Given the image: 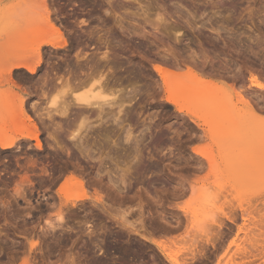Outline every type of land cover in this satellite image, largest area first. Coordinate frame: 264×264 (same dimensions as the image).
<instances>
[{"label": "rangeland", "instance_id": "obj_1", "mask_svg": "<svg viewBox=\"0 0 264 264\" xmlns=\"http://www.w3.org/2000/svg\"><path fill=\"white\" fill-rule=\"evenodd\" d=\"M75 1L53 0L45 7L64 24L68 46L81 44L87 52L96 43L86 34L109 30L113 58L118 55L121 76L133 85L124 82L127 100L120 110L105 106L113 114L121 111L115 123L108 120L99 129L91 122L90 132H111L102 135L110 143L101 137L98 144L88 131L86 140L96 142L89 146L84 140L81 148L88 147L82 150L91 147L86 153L72 144L77 141L54 151L42 129L39 137L50 145L42 143V151L33 148L34 141L27 148L20 132L7 133L14 146L0 149V264H169L152 240L168 242V251H179V262L187 264H226L229 258L238 264L249 254H264V90L249 83L264 86V0ZM29 11L26 0H0V91L8 89L6 66L39 43L42 30L52 31L42 23V11ZM40 17L43 26L36 23ZM49 50L41 47L43 59L64 52ZM39 67L34 78L45 64ZM154 67L171 73L165 79L174 77V87L190 73L194 86L201 82L204 90L213 83L223 91L218 98L211 92L213 106L206 103L210 98L199 103L178 95L185 107L178 110L166 101ZM11 75L18 86L13 92L25 98L31 75L24 69ZM72 175L84 187L66 184ZM108 191L124 197L112 199L116 195ZM95 194L110 217L93 210L98 219L87 220L93 213L85 209ZM60 213L68 216L61 223ZM216 225L223 226L221 237L210 230ZM200 248L207 263L190 260Z\"/></svg>", "mask_w": 264, "mask_h": 264}, {"label": "bare ground", "instance_id": "obj_2", "mask_svg": "<svg viewBox=\"0 0 264 264\" xmlns=\"http://www.w3.org/2000/svg\"><path fill=\"white\" fill-rule=\"evenodd\" d=\"M48 1L53 2V0H26V11L27 10L29 11V9H30V11H32V10L33 11H35V10L36 11H42V15H43V17L41 16L42 17V23H44V26L47 28V30L49 29L52 31H49V33L48 32L45 33L44 30H42L43 33L39 32L41 34L39 36H37L36 39L38 37H42V36H43V38L45 37L46 39L43 40V38H42L40 40V42L38 41L39 43L35 44L34 47H32L30 50H28L26 52V55L24 54L23 56L15 57V59H13V62H11V64L6 66V68L2 71V74L6 75V79L4 82L8 86V89L6 88V90L0 91V123L1 122H8L11 127L10 128L6 127V128L1 129L2 127L0 126V149L1 150L11 149L14 146L13 139H10V137L7 135V133L9 131L14 132V133L20 132L19 136H21V138L23 140H26L27 148H28V146H30L27 141H34L33 148L37 151H42V148H44L43 144H42L44 142H42V139H40V137H39L40 133L42 134V130L45 133L44 134L45 138L48 141H51V146L48 145L49 144L48 142H47L48 144H46V142L44 144L50 146L54 151L60 150L62 148V146L63 147L68 146L69 144L68 145L64 144L65 141H72V142L77 141V144L76 143L75 144L72 143V144L75 145L76 147L79 146L77 149L82 150L85 147L84 146L81 148V146H83V144H84V140L87 141L86 139H88L85 137L89 136L90 133H91V135H90L91 137L93 134H95L94 138L97 137L95 140H97L99 137V142L97 141V143L99 144L100 138L103 137L102 135L110 134V136H112L111 132L109 133V131H108V133H106V130H105L106 128L104 127V129L102 130V134L100 133L101 131L95 132V130L92 131L93 132L92 133L89 131L91 129L90 127L92 125L91 122L93 120H94V122H98V125H99L98 128L99 129H100V125H101V127L105 126L106 125L105 123H107L108 120L109 121L113 120L115 123L116 122L115 114L119 115L121 113V111H119L122 108V107H120L121 106L120 104H121V101L123 103V100H124L123 98H126L124 90H125V88H128V87L124 84V82L126 84H128L129 87L131 85H133L132 83L129 84L131 79L128 81L126 78L127 76L126 77L121 76L122 75L121 73L123 71L122 66H121V62L116 61V59H115V57H118V55L113 58L112 50H111V48H109V40H108L109 35L108 34H110L112 32L109 33V30H106V32L103 31V32H105L104 34L98 35V32L97 31H96V33L93 32L94 31L93 29H92V32H90L91 29H90V31L88 30L90 32L89 35L87 32H86L87 34L85 33L87 35L88 39L89 38L92 39V37H93L94 43H96V45H94L93 47L91 46V48L89 49L90 51L92 50L91 53L90 52L88 53V51H89L88 49H87L88 51L85 52L84 51L85 49H83L81 44H77V46L80 45L82 48H79L80 46L76 47V45H75V47H71V46L69 47L68 46L69 42L66 41V39H69V38H67L68 36L66 37L67 34H64V30H63L64 24L60 25L59 23H57V21L59 19L58 20H57V18L55 19L54 11L51 12L48 8H47L48 11L45 10L46 9L45 7H47ZM79 2H81V1H79ZM84 2H83V4H84ZM85 3H87V2H85ZM30 11H29V13H30ZM43 11L45 14H43ZM48 12H50V15ZM41 17L37 18V19L40 20ZM163 21L164 20L162 19V22ZM38 22H40L39 23V25H40L41 20L37 21L36 23H38ZM73 23H75V22H73ZM79 24H81V22ZM79 24H77V25L79 26ZM85 24H86V22L83 21L82 25H85ZM41 25L43 26V24H41ZM45 27H43L42 29L46 30ZM65 27H66V25H65ZM71 27H73V26H71ZM68 33H69V31H68ZM83 34H84V32H83ZM83 34L81 33V35H83ZM26 35L29 36L30 34L28 33ZM71 35L72 34H70V36ZM78 35H80V33L77 34L76 37H79ZM28 36H27V38H28ZM48 37H52L55 40L56 39H58V40H56L57 42L54 39L53 40L52 39L47 40ZM74 37H75V35H74ZM74 37H71V38H73V41H75ZM32 38H30V39H32ZM109 39H110V36H109ZM114 39H115V37H114ZM71 40L72 39H70V41ZM34 41H37V40H34ZM86 41H83V42H86ZM90 41H87V43L88 42L90 43ZM86 44L84 43L85 46H86ZM42 46H45V47L49 46L50 49H52L51 51L49 50V52H52L55 50L56 51L57 50H63L64 52H63V54H58L56 51H55L56 53H54V54L48 53L49 55L46 58H44L45 59L44 60L43 59L44 56L41 52ZM66 46L68 47V49L71 48L72 49L71 51L74 52L73 60H72V58H70L72 52L67 51L66 50L67 48L65 49ZM89 46H90V44H89ZM27 55H31V58H30L31 60L27 57ZM119 59L120 58H118V60ZM58 62H59V64H58ZM42 63L45 64V67L42 68L43 71L38 76V78H34L33 75L36 74V72H38V66L41 67ZM20 69H24L27 72V74L31 75V76H29V78H27L28 76L26 77L28 80L27 81L28 83L26 82L28 85L26 87V92H27V95L25 97L26 99L21 97L19 94H16L15 92H13V88H18V86L16 85V81H15L16 79H13L11 73L13 70H20ZM154 71L157 74H159V76L161 77L162 86L165 89V91L167 92L166 101L170 105H172L173 107L177 108L178 110L185 108L179 104L178 99H177L178 95L179 96L182 95L181 98L183 97L184 100H185V98H188V96H190L189 98H192V100H194V102H199V103H200V101L206 102V100L208 101V99L210 98L211 101L209 100L210 102H206L210 106H213L215 104L214 101H216V98H218V94H219L218 91L220 88L217 89L215 87L216 86L215 84L213 86L212 85L213 83H211V85L208 83L206 85H209V86H208V88L206 87L207 90L204 89L205 90V92H204V90H202L203 89L202 87L204 85L201 82L198 83V86H194L195 83H197V80H195V83H193L194 80H192V79H196V78H194V75L192 77L189 76L191 78L190 80H192V82H189V80H187L188 74H190V73H188L186 75L187 76V77H185L186 80H185V78H180L187 83L182 82V81L180 83L179 79L177 78L178 83L176 82L177 85L174 87L176 79H174L173 76H175V75L172 76L174 81L170 82L167 79H169L168 76H170L169 74H171V73L164 71L160 67H154ZM165 77L167 79H165ZM179 77H183V76H179ZM1 81H3V78L1 79ZM188 83H193V85L188 84ZM249 83H250L251 88L264 90V86H262L260 84H257L253 81H249ZM170 84L173 86H171ZM184 85L190 86L189 89H191V90H188V89L186 90V88H188V87H185ZM200 85H202V86H200ZM199 86H200V88H199ZM209 87H211V88H209ZM217 87H219V86H217ZM171 88L173 89L172 91H171ZM208 89H211V90H208ZM132 91L134 92V88ZM182 91L184 94L182 93ZM200 91H202L201 96H198ZM206 91H208L209 94H207ZM222 91H223V89H222ZM211 92L215 93L216 98L214 97L213 93L211 94ZM187 93H189V94H187ZM185 94H187V95H185ZM249 97H250V94H249ZM25 100H26V106H25L26 109L24 107ZM126 100H124V102ZM179 101H180V99H179ZM28 102H30V103L28 104ZM240 102H242V101H240ZM43 105H45V106L43 107ZM114 105L116 107H120L119 110L117 109L118 113L113 114V112H111L112 110L110 112H109V110L107 111V108L105 106H108V108H109V106L110 107L112 106L114 108ZM122 106H123V104H122ZM104 109H106V111ZM92 116H93V119H92ZM117 120H118V118H117ZM263 120L264 119H262V121ZM113 121H111V122H113ZM262 121H260V123ZM24 122L28 123V125H25ZM74 123H76L75 128H73ZM210 123H211V121H210ZM108 128H107V130H108ZM40 129H42V130H40ZM98 130H96V131H98ZM88 131L90 132L89 134H88ZM90 136H89V138H90ZM110 136L107 137L108 140L110 139ZM94 138H93V140H94ZM107 138L103 137L102 139H103V141L108 143L109 142L108 140H104ZM127 139H128V137H127ZM91 140H92V138H91ZM95 140L92 141L94 143L87 141L88 145L91 146L93 144L95 146V142H96ZM105 142H103V145L105 144ZM97 143H96V145H98ZM84 145H86V142ZM88 145L85 148H87ZM90 149H91V147L89 149H85V151L86 150L88 151ZM100 149H101V147H100ZM102 149H104V148H102ZM135 149H136V147H135ZM83 151L84 150H82V152ZM85 151H84V153H86ZM136 151H137V149H136ZM58 154H60V153H58ZM44 172H46V171H44ZM95 174H97V172ZM66 181H67L66 184L70 183L69 184L70 186L74 185L72 187H75V185H76L78 188L81 189V187L83 186V183L81 182V180H79V178L77 179L74 176L73 177L70 176V178ZM110 191H108V193H113V191L112 192H110ZM113 194H115V192ZM98 195L95 194V195H93V198L92 197L89 198V200H90L89 205L90 206L88 209H85V210H88L89 214H91L95 210H97V211H100L101 213L102 212L106 213V216L108 215L110 217V215L108 214L107 208L105 207V203L103 201L102 196H100V195L98 196ZM115 195L116 196H111V198L113 199V197H114L115 199L121 200V198L124 197V196L120 195V191H119V195L118 194H115ZM117 195H118V198H117ZM108 196L110 197V194ZM122 201H123V199H122ZM72 205L74 206L73 203H72ZM84 207H85V205H83L82 208L84 209ZM91 211H93V212H91ZM64 216H65V214L64 215L61 213L58 214L57 218H58V221H60V223L63 222V220L68 217V216L67 217L66 216L64 217ZM93 216H94V213H93V215H89V217H88L89 219H87V220H90L91 218H93ZM104 216H105V214H104ZM108 216H107V218H108ZM84 218L86 219L87 217L85 216ZM94 218L98 219L96 216ZM214 224H216V223H214ZM222 227H223L222 225H216V226H213L212 229H210V227H208L207 230H209V229L214 230L215 232H213V233H215L216 235L221 237L222 234L224 233V232L222 233ZM163 228H165V227H163ZM210 230H209V232H211ZM218 236H216V237H218ZM219 240H221V239H219ZM194 242H193V244H194ZM149 243L151 245L155 246L158 250L162 251L161 252L162 256L167 263H169V264H187L186 262L182 263V260H181V263L179 262V260H178L180 258L179 251H176V252L168 251V248H169L168 242L162 241V240H152V241H149ZM169 243L173 244L175 242H169ZM30 244H31L30 247L36 246V244H34V243L33 244L30 243ZM196 244L197 245L195 246V248L193 247L194 249H197L198 243H196ZM173 245H175V244H173ZM191 250H193V249L191 248L190 251ZM166 251H168V252H166ZM197 251L199 252L200 250H196V252ZM202 251L203 250L201 249V251L199 252L198 258H196L197 253L196 254L193 253L195 256L192 255L190 257V260L195 261L196 259H201L202 262L204 261L205 263H207L209 261V259H208V257H204V254L201 255ZM117 252H119V251H117ZM252 254L253 255L249 254V256L246 258H243V257H242L243 259L240 258V259H242V262L241 263L238 262V264H264V254H262V253L259 255H257V254L255 255V253H252ZM107 255H109V254H107ZM123 257H121V258H123ZM112 258H114V257H112ZM220 260H222V258H220L219 261ZM227 260H228L227 261L228 263L226 262V264H229V261H231V259L229 258ZM112 261H114V260H112ZM233 262L234 261H232L230 263L233 264ZM26 263H27V261H26ZM234 264H235V262H234Z\"/></svg>", "mask_w": 264, "mask_h": 264}, {"label": "flooded vegetation", "instance_id": "obj_3", "mask_svg": "<svg viewBox=\"0 0 264 264\" xmlns=\"http://www.w3.org/2000/svg\"><path fill=\"white\" fill-rule=\"evenodd\" d=\"M115 258H118V256H114ZM117 264H121L120 262H117Z\"/></svg>", "mask_w": 264, "mask_h": 264}]
</instances>
